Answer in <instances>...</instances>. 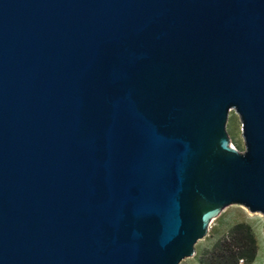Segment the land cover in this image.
I'll use <instances>...</instances> for the list:
<instances>
[{
  "label": "water",
  "instance_id": "obj_1",
  "mask_svg": "<svg viewBox=\"0 0 264 264\" xmlns=\"http://www.w3.org/2000/svg\"><path fill=\"white\" fill-rule=\"evenodd\" d=\"M233 203L264 217V0H0V264H177Z\"/></svg>",
  "mask_w": 264,
  "mask_h": 264
},
{
  "label": "rangeland",
  "instance_id": "obj_2",
  "mask_svg": "<svg viewBox=\"0 0 264 264\" xmlns=\"http://www.w3.org/2000/svg\"><path fill=\"white\" fill-rule=\"evenodd\" d=\"M225 129L231 144L238 150H242L243 142L240 134V122L238 115L233 109H229ZM243 221L249 225V228L255 237L256 253L254 259L249 264H264V217L258 212L248 211L240 204H228L211 219L206 232L198 238L193 245V252L181 258L177 264H200L199 255L203 249L210 247L214 240L224 233L234 222Z\"/></svg>",
  "mask_w": 264,
  "mask_h": 264
},
{
  "label": "trees",
  "instance_id": "obj_3",
  "mask_svg": "<svg viewBox=\"0 0 264 264\" xmlns=\"http://www.w3.org/2000/svg\"><path fill=\"white\" fill-rule=\"evenodd\" d=\"M256 253V241L249 225L232 223L210 247L199 255L200 264H249Z\"/></svg>",
  "mask_w": 264,
  "mask_h": 264
}]
</instances>
